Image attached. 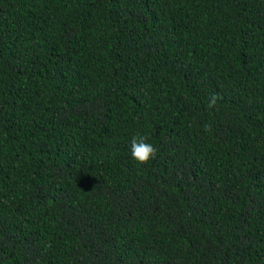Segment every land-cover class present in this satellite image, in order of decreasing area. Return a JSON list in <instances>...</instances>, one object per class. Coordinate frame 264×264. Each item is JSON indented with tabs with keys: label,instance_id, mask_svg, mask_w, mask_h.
I'll return each instance as SVG.
<instances>
[{
	"label": "trees",
	"instance_id": "16d2710c",
	"mask_svg": "<svg viewBox=\"0 0 264 264\" xmlns=\"http://www.w3.org/2000/svg\"><path fill=\"white\" fill-rule=\"evenodd\" d=\"M0 264H264V0H0Z\"/></svg>",
	"mask_w": 264,
	"mask_h": 264
},
{
	"label": "clouds",
	"instance_id": "9594fccd",
	"mask_svg": "<svg viewBox=\"0 0 264 264\" xmlns=\"http://www.w3.org/2000/svg\"><path fill=\"white\" fill-rule=\"evenodd\" d=\"M218 99H221L216 94H212L209 98L208 107L212 108L217 104ZM157 149L147 142L144 136H134L131 140V155L139 163L144 164L155 157Z\"/></svg>",
	"mask_w": 264,
	"mask_h": 264
}]
</instances>
